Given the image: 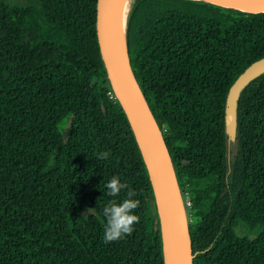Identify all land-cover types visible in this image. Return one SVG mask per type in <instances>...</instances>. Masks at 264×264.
Here are the masks:
<instances>
[{
	"label": "trees",
	"instance_id": "16d2710c",
	"mask_svg": "<svg viewBox=\"0 0 264 264\" xmlns=\"http://www.w3.org/2000/svg\"><path fill=\"white\" fill-rule=\"evenodd\" d=\"M130 11L131 66L190 200L193 264H264V74L241 93L234 142L224 126L230 84L264 55V11L205 0H134ZM96 15L97 0H0V264H165ZM114 175L136 191L141 219L106 244L103 208L127 191L106 195ZM240 220L261 229L255 238L236 233Z\"/></svg>",
	"mask_w": 264,
	"mask_h": 264
},
{
	"label": "water",
	"instance_id": "95a60500",
	"mask_svg": "<svg viewBox=\"0 0 264 264\" xmlns=\"http://www.w3.org/2000/svg\"><path fill=\"white\" fill-rule=\"evenodd\" d=\"M118 1L97 0L96 35L101 56L113 91L128 118L148 171L160 216L165 264H168L167 224L171 226L173 232L175 264H193L194 254L182 191L163 131L131 66L126 32L122 35L117 28L114 12ZM242 1L260 6L235 7L245 12L264 11V0ZM262 74H264V55L250 62L227 90L224 126L231 142L236 138L238 102L241 93L251 81Z\"/></svg>",
	"mask_w": 264,
	"mask_h": 264
},
{
	"label": "clouds",
	"instance_id": "9594fccd",
	"mask_svg": "<svg viewBox=\"0 0 264 264\" xmlns=\"http://www.w3.org/2000/svg\"><path fill=\"white\" fill-rule=\"evenodd\" d=\"M110 156V150L96 154L99 160H108ZM104 187L107 190L106 195L109 197H117L122 190H127L126 198L122 201L109 200L103 208V216L106 218L103 240L107 244L124 239L133 233L134 225L140 223L141 218L136 214V209L140 207L141 201L134 198L137 195L136 191L130 188L126 182H122L118 176L114 175Z\"/></svg>",
	"mask_w": 264,
	"mask_h": 264
},
{
	"label": "bare ground",
	"instance_id": "6f19581e",
	"mask_svg": "<svg viewBox=\"0 0 264 264\" xmlns=\"http://www.w3.org/2000/svg\"><path fill=\"white\" fill-rule=\"evenodd\" d=\"M134 0H119L115 12V22L117 25L118 30L122 35H125L126 32V25L129 13L131 12V6ZM211 1H217L225 6H244V7H257L260 6L259 4H249L248 2L242 1V0H211ZM167 233L169 236V243L167 246V256H168V264H175L174 259V240H173V232L171 229V226L167 224Z\"/></svg>",
	"mask_w": 264,
	"mask_h": 264
},
{
	"label": "rangeland",
	"instance_id": "374dc122",
	"mask_svg": "<svg viewBox=\"0 0 264 264\" xmlns=\"http://www.w3.org/2000/svg\"><path fill=\"white\" fill-rule=\"evenodd\" d=\"M8 3H22L23 0H7ZM65 123L63 124V127H65ZM63 133L64 135L66 134V130L65 128L63 129ZM260 228L257 227L253 230H249L248 228L245 227L244 223L240 220L237 224V226L235 227V231L238 235L243 236L246 235L249 238L253 239L257 236V234L260 232Z\"/></svg>",
	"mask_w": 264,
	"mask_h": 264
},
{
	"label": "built area",
	"instance_id": "2783aa9c",
	"mask_svg": "<svg viewBox=\"0 0 264 264\" xmlns=\"http://www.w3.org/2000/svg\"><path fill=\"white\" fill-rule=\"evenodd\" d=\"M185 204L188 206V205H190V200H189V198H186V200H185Z\"/></svg>",
	"mask_w": 264,
	"mask_h": 264
}]
</instances>
